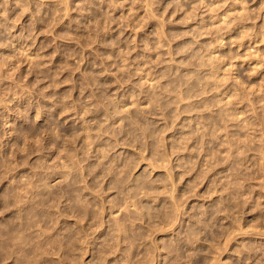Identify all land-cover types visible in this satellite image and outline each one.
<instances>
[{
	"label": "clouds",
	"instance_id": "clouds-1",
	"mask_svg": "<svg viewBox=\"0 0 264 264\" xmlns=\"http://www.w3.org/2000/svg\"><path fill=\"white\" fill-rule=\"evenodd\" d=\"M0 264H264V0H0Z\"/></svg>",
	"mask_w": 264,
	"mask_h": 264
}]
</instances>
